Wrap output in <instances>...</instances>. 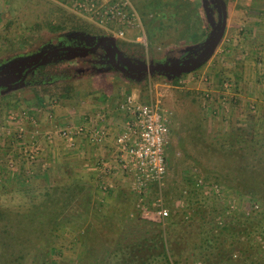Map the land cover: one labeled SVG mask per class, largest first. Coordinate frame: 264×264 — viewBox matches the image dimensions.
Here are the masks:
<instances>
[{
    "label": "rangeland",
    "instance_id": "rangeland-1",
    "mask_svg": "<svg viewBox=\"0 0 264 264\" xmlns=\"http://www.w3.org/2000/svg\"><path fill=\"white\" fill-rule=\"evenodd\" d=\"M131 3L146 33L147 61L165 58L161 62L164 65L186 68L193 62L178 63L179 58L197 59L205 51L203 46L209 32L216 27L219 29L214 0H131ZM223 4L227 13L226 27L213 55L205 65L176 80L165 74L147 79L130 74L125 78L104 68L103 52L114 55L109 43H104L95 52L82 56L65 53L57 57L68 60L49 74L54 77L50 84L42 83L47 80L42 81L43 75L36 71L17 87L0 91V214L3 215L0 228L8 224L16 239L22 242L14 252L16 257L21 255L22 258L12 264H114V250L126 252L128 246L151 239L161 230L168 231L167 222L160 225L140 217L136 208L138 197L131 192L130 182L118 171L117 164L116 174L114 171L107 174L103 169L105 174L100 175L110 180L103 181L111 185V195H106L108 191L103 192L94 183L77 184L78 189L82 187L81 194L78 191L73 194L74 187H71L68 196L62 193L61 185L64 184L48 182L49 178L61 177L59 171L63 165L59 161L65 156L57 135L63 124L61 118L66 116L67 110L76 109L78 100L97 98L95 90L99 86L119 85L123 94L133 95L143 103L158 102L159 111L167 121V172L162 181V198L169 206L173 221L190 226L187 233H183L180 226L175 229L183 236L179 239L183 249L179 258L181 264L192 263L189 252L193 243L200 239L195 236V230L201 218L212 221L223 208L221 202L203 198L194 189V170L197 175L230 190L240 202L248 198L257 200L246 196L244 172L236 176L235 169H243L241 165H246L241 157L244 152L238 151L239 142L250 141L249 146L264 148V0H223ZM177 8L185 10L189 19L180 18L178 15L182 12ZM170 14H174V21L179 23L174 28ZM73 18L79 19L51 0H0V81L5 82L11 75L14 64L24 66L63 42L67 47L83 48L79 42L66 41L74 31L69 22ZM202 30L209 31L207 37L201 38ZM134 36L135 33H128L123 42L139 44L134 42ZM105 58H108L106 54ZM53 60L55 57L50 56L45 65ZM105 65L111 66L109 62ZM120 65L123 66L122 62ZM205 76L209 79L206 85L202 81ZM226 78L233 84L229 91L232 105L224 108L210 101L207 106L203 105L202 90L208 89L214 94L219 82ZM41 85H47L48 93L68 87L73 99L54 95L58 104L51 110L52 120L47 117L49 110L45 107V99L33 123L32 114L41 106L38 103ZM252 105L254 109L250 108ZM12 114L17 122L11 129L22 136L20 141L1 130ZM223 146L233 150L228 152ZM69 153L74 155L75 151ZM65 158L76 169V160L71 161L68 155ZM247 159L251 161L250 157ZM9 160L16 165L12 170L6 165ZM64 173L73 184L82 179L79 173ZM238 179L243 185H237ZM66 184L69 186V182ZM156 195L155 189L148 190L145 200L149 202ZM181 202L186 206L183 208L187 215L176 207ZM69 205L75 206L74 215L50 221ZM258 206L259 210L249 221L262 210L263 206ZM93 221L98 225L96 236L90 232ZM251 237L252 242L250 239H227L224 248L230 244L234 248L230 264H264V238L256 234ZM170 240H175V236ZM3 252L0 243V264H8L9 258ZM160 261L157 258L152 264H161Z\"/></svg>",
    "mask_w": 264,
    "mask_h": 264
},
{
    "label": "built area",
    "instance_id": "built-area-1",
    "mask_svg": "<svg viewBox=\"0 0 264 264\" xmlns=\"http://www.w3.org/2000/svg\"><path fill=\"white\" fill-rule=\"evenodd\" d=\"M63 10L83 20L89 25L99 28L106 36L115 40H126L128 33H135L134 42L143 45L147 49V37L143 23L131 0H51ZM208 77L202 81L206 85ZM232 81L223 79L219 82L216 91L202 90L203 105L207 102H214L218 105L229 108L232 104L230 89ZM235 104V100L233 101ZM58 101L52 99L47 101V117L52 120V108L57 107ZM42 105H45L42 104ZM39 110L32 114L33 123L36 122ZM254 109L255 106H250ZM118 110L125 118V123L120 132L113 140V158L118 165V171L123 173L130 182V190L137 195L138 203L136 208L140 217L148 221H156L160 225L170 216V209L162 198V181L167 172V160L165 156V145L169 135L166 119L158 108V102L143 103L133 95H126L118 103ZM23 115V114H22ZM25 116V115H23ZM14 114L9 116L8 122L1 130L13 140L20 141L22 136L12 132L11 126L15 124ZM17 119L20 118L17 116ZM101 117H98L100 122ZM50 126V130L53 129ZM52 127V128H51ZM67 145L71 146L75 137H86L93 146H101L106 138L105 127L98 126L95 121L79 126L60 125L58 134ZM33 163V162H30ZM9 170L14 169L15 163L9 160L6 163ZM193 187L200 196L208 200H216L223 204L221 212L213 219L214 226H222L226 220L234 217L250 219L259 210L258 204L248 198L240 202L234 194L219 183L206 180L193 171ZM103 192L109 191L111 185L101 182L98 187ZM155 189L157 195L149 202L145 200L148 190ZM180 205V206H179ZM177 208L183 209L184 205L178 203ZM182 213V212H181ZM187 215V212H184Z\"/></svg>",
    "mask_w": 264,
    "mask_h": 264
},
{
    "label": "trees",
    "instance_id": "trees-1",
    "mask_svg": "<svg viewBox=\"0 0 264 264\" xmlns=\"http://www.w3.org/2000/svg\"><path fill=\"white\" fill-rule=\"evenodd\" d=\"M177 10L182 12V13L179 12V15L177 14L179 17L181 16L183 19L185 18L189 19L190 15L186 13L185 10H182L181 8H177ZM170 15H171L170 18L171 26L172 28H174V26L179 23L174 21L173 19L174 14H170ZM219 18L221 19L220 10H219ZM69 22L73 24L72 27L74 28V31L66 37V41L80 42L83 48L92 46L100 38L105 36V34H103L100 30L98 31L93 30V28L90 27L87 23L82 22L79 19L76 21L73 18L70 19ZM206 34L207 32H205L204 30H202V32L199 33L201 38L206 37ZM116 46L120 54L121 62L123 64L122 67L120 65V68L126 69L131 73L135 72L134 74L145 75L147 79L148 78L147 73H145L144 71H139L141 69H144L147 65L146 53L143 45L134 44V43L131 44V43L123 42L121 40H117ZM64 54L65 53L62 52L52 55L55 57V60H53L51 64L45 65L44 62L39 67L37 72L43 75L42 81L44 79L47 80L42 83L44 84L51 83L50 81H52V78L54 77L49 76V74H51L52 71L60 68L61 64H63L68 60V58L66 57H60L57 59V57L62 56ZM199 57L192 61L193 63L192 65H190V67L195 66L196 64L205 60V58L199 59ZM162 64L163 63L153 60L150 63V66L155 67ZM205 64L206 62H204V64H202L201 66ZM15 66L19 68L22 67L18 63L14 64V69L11 75L5 78L6 79L5 83L8 84L13 83L21 78L20 77L21 74L20 75L16 74L18 69ZM121 69L118 70L116 66H114L112 71L119 73L121 72ZM161 73L163 72L154 71L151 73V77H156ZM176 79L178 78H175V80ZM1 90H5V89L0 88V91ZM40 90H41V100H39L38 102L40 105L44 104L45 99H47V101L54 99L55 98L53 97L54 95L58 98L73 99V96H70L71 89L68 87H64V89H56L54 92L48 93L47 85H41ZM249 142H243V144L239 142L237 144L240 146L238 151L244 152V154L241 157L243 158V160H245L246 165L245 166L241 165V168L243 167V169H240V167L236 168L235 174L236 176H240V174L244 172V175L246 177L245 184L248 190L247 192H245L246 196L251 195L253 197H256L257 200H255V202L263 206V208L252 221H249L250 219L234 217L231 220H226L223 223V225L220 227L214 226L213 220L207 222L204 218H201L200 220L201 223L197 226L195 230V236L200 239L198 242H196V244L193 243V248L189 252L190 257H193L191 264H230L232 260L234 248L233 246H231V244L228 246L227 249L224 248V244L225 242H227V239L228 240H233L236 238L250 239V242H252L251 236L255 234L264 238V148L261 150L262 147L261 145L259 146V148H257V146L254 145L249 146L248 145ZM223 148L226 149V151L228 152L230 150H233L232 147L226 148L225 146H223ZM249 157L251 158V161L247 159ZM238 180L239 181L237 182V185L238 186L243 185L241 183L239 184L241 180L240 179ZM76 185L77 183L69 184V186L67 184L61 185L63 186L62 193L68 194L72 190L71 187H74V189L72 190L74 192L73 194H76L77 191L78 193L82 192L81 189L82 187L79 186L80 188L78 189ZM251 189H253L252 190L253 192L251 191ZM63 202L66 203V201ZM68 204H70V202H68ZM70 207L71 205L67 206L66 211H62L61 214L57 213L58 215L56 214L55 216H53V219L50 221H55V220L59 221L60 217L66 218L69 217V214L72 215L75 206H72L71 208ZM179 211L180 210L176 212L179 213ZM181 211L185 212L186 210H184L183 208L181 209ZM2 219H3V215L0 214V220ZM48 219L49 217L47 216V220ZM166 222L168 223V231L161 230L151 239L134 243L133 245L127 247L128 251L126 250V252L121 251L120 249L114 250L112 252L114 258H116V262L114 264H152V262L157 258L161 259L160 261L161 264H181L179 258L181 257L183 249L181 247V242L179 241V239H182L183 236L181 234H178L175 229L176 227L180 226L182 228V232L187 233L186 231H188V228L190 226L184 223L178 224L177 222L173 221L171 217V212ZM147 224L149 225L148 221ZM97 226L98 225L94 221L91 222L90 232L94 236L98 234L97 232L98 228H96ZM11 228L12 227L9 226L8 224H3L0 228V243H2V249L6 253L7 255L6 257L9 258L8 264H12L14 261H18L22 258L21 255H19V257L15 256L14 252L21 247L22 242L16 239V235L12 233L13 230H11ZM168 236H169V240H167ZM174 236H175V240H170V238ZM185 243H187V240L185 241ZM83 244L86 246L85 243ZM122 254H125V257H121Z\"/></svg>",
    "mask_w": 264,
    "mask_h": 264
},
{
    "label": "crops",
    "instance_id": "crops-1",
    "mask_svg": "<svg viewBox=\"0 0 264 264\" xmlns=\"http://www.w3.org/2000/svg\"><path fill=\"white\" fill-rule=\"evenodd\" d=\"M98 88V90H95L98 92L97 98L90 97L89 99L78 100L76 109L67 110L66 116L61 118V121L63 122L62 125L66 124L70 126H79L83 123L89 125L90 122L95 121L98 126L105 127L107 138L101 146H93L86 137H75L71 146L60 139L61 151H65L64 155L70 156L71 161L76 160L74 164L76 165V169H73V165L68 162V158L63 156L59 161L63 165H60L59 175L61 177L59 176L60 178L58 179L55 177L49 178L48 182H51V185H66L68 182L69 184H73V181L67 178L68 174L64 173V171H68L69 174L73 175H75L74 172L79 173V176H82V179L77 180L75 184L92 185L95 183L94 186L97 185V187H99L101 182H104L103 180L110 181L108 177L102 179L100 176L105 174L103 169L107 170V174L113 171L115 174L118 172L114 170L117 166L113 158L112 144L125 123V118L118 110V103L127 94L122 93L123 88L121 89L119 85H109V87L102 88L99 86ZM99 116L101 117L100 122H98ZM69 151H75V154L72 155ZM103 161H107V163L103 164ZM113 180H116V178ZM111 194L108 191L106 195Z\"/></svg>",
    "mask_w": 264,
    "mask_h": 264
},
{
    "label": "flooded vegetation",
    "instance_id": "flooded-vegetation-1",
    "mask_svg": "<svg viewBox=\"0 0 264 264\" xmlns=\"http://www.w3.org/2000/svg\"><path fill=\"white\" fill-rule=\"evenodd\" d=\"M214 3H215V8L217 7V10L219 11L220 10V12H221V9H220V4H219V2H218V0H214ZM218 18H219V12H218ZM221 22H222V13H221V19L219 18V29L217 30L216 28H214V29H212L210 32H209V37H208V39L206 40V43L204 44V46L203 47H205L204 48V52H203V54L199 57V58H206L207 56H208V54L210 53V50H211V47H212V45H213V42H214V40L216 39V37H217V35L219 34V32H220V29H221ZM216 29V30H215ZM208 32H207V34H208ZM206 34V35H207ZM106 36V35H105ZM104 37V36H103ZM207 37V36H206ZM113 38V37H112ZM114 39V38H113ZM115 40V39H114ZM99 41V40H98ZM97 41V42H98ZM116 41L117 40H115V44H116ZM221 41V40H220ZM220 41H219V43H220ZM70 42V41H69ZM97 42H95L92 46H94ZM80 43V42H79ZM218 43V44H219ZM64 44V42L63 43H61V44H59L58 46H56V47H52V48H49L48 50H46V51H44V52H42V53H40V55H38V56H36V58L34 57L33 58V62H29L28 64H26V65H24V66H22L21 68H19V67H17V69H18V71L16 72V74L18 75H20L21 74V78L18 80V81H16V82H13V83H9V85H12V86H14V85H19V84H22V83H24L25 82V80H26V78L29 76V75H32V74H34L38 69H39V67L42 65H40V66H38L35 70H31L32 68H34L35 66H37L40 62H41V60H42V58L48 53V52H50V51H52V50H54V49H58V48H65V47H67L66 45L64 46L63 45ZM110 45V44H109ZM92 46H90V47H92ZM111 46V45H110ZM218 46V45H217ZM90 47H87V48H90ZM101 47V46H100ZM100 47H98L97 49H99ZM117 47V46H116ZM69 48H75V47H69ZM111 48L113 49V47L111 46ZM217 48V47H216ZM216 48H215V50H216ZM97 49H95L94 51H92V52H95ZM114 50V49H113ZM62 52H64V53H66L67 51H59V52H57V53H54V54H52V55H55V54H58V53H62ZM114 52H115V50H114ZM91 53V52H90ZM206 53V55H204ZM67 54L70 56V55H72L70 52H67ZM105 54L108 56V58L106 59L105 58ZM52 55H50V56H52ZM204 55V56H203ZM213 55V54H212ZM49 56V57H50ZM82 56V55H81ZM49 57H47V58H49ZM103 60H104V68H106V69H108V68H110L111 70L114 68V66H116V53H115V55H111V54H108L107 52H103ZM47 60V59H46ZM163 60H165V58H163ZM163 60H158V62H162ZM194 60V58H191V59H185V58H179V60L177 61L178 63H180V62H183V61H193ZM105 62H109L110 63V65L111 66H106L105 65ZM150 63H151V61H147V65H146V67H150ZM200 63H202V64H204L203 63V61H201ZM200 63H198V64H200ZM120 64H121V58H120V56H119V64H118V68H117V66H116V68L118 69V70H120L121 68H120ZM123 65V64H122ZM197 65V64H196ZM195 65V66H196ZM158 66H174V67H177V68H181V67H179V65H164V64H162V65H158ZM127 67V66H126ZM152 67V66H151ZM191 67H194V66H191ZM190 66H187L186 68H182V69H188V68H191ZM28 70H31V72L30 73H28V75L25 77V80L22 82V83H19L20 81H21V79H22V77L24 76V74H25V72H27ZM110 70V71H111ZM145 73H147V77H150L151 76V73L152 72H147V71H144ZM154 72V71H153ZM135 72H133V73H131L130 71H128V70H126V69H121V72H119V74L121 75V76H124L125 78H126V76L127 75H130V74H134ZM161 74H165V76L166 77H171L172 79H174L175 80V78H177V77H175L174 76V74H172V73H170V72H163V73H161ZM171 74V75H170ZM162 76H164V75H162ZM143 77H146L145 75H142V77L141 78H143ZM181 77V76H180ZM17 85V86H18ZM17 86H15V87H17Z\"/></svg>",
    "mask_w": 264,
    "mask_h": 264
},
{
    "label": "water",
    "instance_id": "water-1",
    "mask_svg": "<svg viewBox=\"0 0 264 264\" xmlns=\"http://www.w3.org/2000/svg\"><path fill=\"white\" fill-rule=\"evenodd\" d=\"M218 2L220 4V9H221V13H222L221 29H220V32L217 35L216 39L213 42V45H212L211 50H210V53L205 58L203 63L207 62L211 58L212 54L215 51V48L217 47L219 41L221 40V38H222V36L224 34L225 27H226V16H227L226 9H225V6L223 4V0H218ZM104 43H109L113 47V49L115 50V53H116V66L118 68L120 54H119V51H118V49L116 47L115 40L112 37L104 36V37L100 38L99 41L94 46H92L90 48H69V47H65V48L54 49V50L48 52L42 58L41 62L37 66L32 68L31 70L32 71L35 70L38 66H40L41 64H43L46 61L47 57H49L50 55H52L54 53H57L59 51H67V52H70L72 55H83V54L90 53V52L94 51L98 47L102 46ZM32 60L33 59L29 60V62H31ZM201 65H202V63L197 64L196 66L188 68V69L177 68V67H174V66H155V67H151L150 66V67H145L144 69H141L139 71L170 72V73L174 74L175 77L179 78L183 74L192 73L196 69L200 68ZM31 70H28L27 72H25L24 76L22 77V79H21V81L19 83H22L25 80V77L28 75V73L31 72ZM17 85H14V87L17 86ZM11 87H13V86L9 85L8 83L0 81V88H11Z\"/></svg>",
    "mask_w": 264,
    "mask_h": 264
}]
</instances>
